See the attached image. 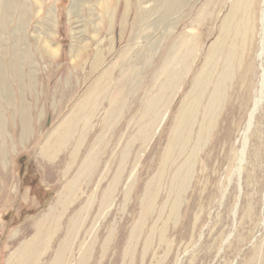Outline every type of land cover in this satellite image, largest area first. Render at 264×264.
Instances as JSON below:
<instances>
[{
    "label": "rangeland",
    "instance_id": "1",
    "mask_svg": "<svg viewBox=\"0 0 264 264\" xmlns=\"http://www.w3.org/2000/svg\"><path fill=\"white\" fill-rule=\"evenodd\" d=\"M111 1L114 2L113 5L110 1L106 3L103 0H0V264H12L14 253L23 246L25 241L32 238L38 224L43 220H48L54 228L50 239L52 241L48 243L45 256L39 264H51L59 245L73 223L76 229H71L68 239L74 242L73 253H71L73 257L70 258L71 254L67 256L68 264H79L81 257L85 256L84 264H264V96L249 125L251 112L254 110L256 100L260 97L259 93L262 92L260 86L264 55L260 58L259 53L264 47L261 20L264 0H189L188 4L184 2L185 7L176 9V15L174 14L172 21L175 22V28L169 31L170 33L172 31L171 35L169 32L162 35L164 31H167L165 28L168 27L170 20L161 17L162 10L157 9L150 13L152 17L149 20L157 26L148 33L149 36H144L147 40L137 35L136 31L141 26H137V22L135 25L132 24L138 12L137 0H131V7L128 10H126V0ZM155 1L141 4L142 15L148 7H153ZM205 2L206 4L203 5ZM242 5L245 8L247 6V9L243 10ZM107 6L114 12V25L111 30L113 32L110 34L107 30L109 20L104 19L105 13L104 18L102 15L103 12L109 11L104 10ZM204 6L208 7L205 9ZM202 8H204L203 11ZM199 11L202 13L198 14ZM256 12L258 15L255 14ZM242 17L245 24L249 18L248 26L240 23L243 22ZM225 18H228L226 21L228 27L224 32L225 35L221 37L219 28ZM245 27L247 29H244ZM191 28L195 30L191 32ZM155 31L158 33L154 34ZM44 33L50 39L49 51L43 49ZM187 34L191 35V38ZM159 35L162 36L159 37ZM183 35L187 36L186 39H189L191 44L196 45H191L195 47L192 48L194 53L191 52L192 58L188 59L192 64L188 72L186 68H179L182 70L177 76L178 81L176 80L175 85L177 87L174 88L177 94L173 92L174 89L166 92L167 96L164 95L160 99L159 107L157 106V108L162 107L159 109L161 113H157L155 117L157 123L151 121L148 123L147 120L151 115L148 109L144 111L143 105L148 104L150 96L154 93L152 85L154 86L155 73L167 62L169 48L173 41L177 36L183 37ZM235 36H237L236 42L233 40ZM99 39L106 43L102 47L105 51L101 49L104 54H101L103 61L99 64L100 69L97 67L96 69L93 68L92 61L97 51L96 40ZM220 39H223V42ZM149 41L158 44L157 48L154 45L153 53L148 48L151 45ZM217 41L220 44L215 43ZM230 41L235 43L230 44ZM77 42H80V47L86 44L89 50H86L85 56L78 54L82 59L75 63L77 58L74 50ZM111 42H114L112 43L114 47L109 52ZM238 44L240 47L243 45L241 47L243 53L239 52ZM217 46L221 47L217 48L218 52L215 48ZM228 46L230 47L227 48ZM231 48L235 54L231 52ZM210 49L213 52H210ZM144 50L146 57L142 53ZM123 52H126L123 57L118 58ZM150 53L151 56H149ZM207 55L216 57L217 62L214 61L213 64L216 67L212 65L216 70L210 68L212 66L209 67L212 77L208 83L211 84L206 87L200 106L198 104L195 111L197 121L194 120L190 125L194 126L195 134L192 135L194 139L189 138L185 144L186 146L189 144L191 148L183 143L180 144H183L187 150L182 147L183 145L178 144L177 148L174 145V149L177 150L172 152L173 149L171 152L175 155V159L169 151L166 153L163 150H166V142H169L167 138L171 137L168 135L172 133L170 130L174 127V120L180 110L181 102L186 100L187 93L199 69L204 65ZM223 55L228 58L225 60ZM134 56L140 57V61L148 60L149 66L147 64L145 67H139L141 74L138 72L137 81L133 82L135 85L130 83L133 78L124 79L127 82H123V88L127 91H124L120 102L125 103V107L123 104L121 106L123 108L119 107L121 103L117 100L118 105L114 106L118 112L115 110L114 114L117 113L120 117H111V119L118 117L111 120L113 126L108 124L111 128L113 127L111 129L104 122L106 109L110 107V96L123 69L128 68L127 63L130 65L132 60H136L133 59ZM193 56H196L195 60ZM117 58L120 60L118 64H116ZM148 58L152 62L149 63ZM226 61L231 62L230 65ZM110 63L113 64H111L112 68ZM223 69L227 72L226 74ZM107 70L108 75L105 72ZM217 73L221 78L217 77ZM90 74L93 75L90 76ZM227 75H229L228 79ZM96 78L97 81L99 80L98 86ZM222 78L227 79L223 80L225 83L222 82L226 84H223L224 87H221L220 83ZM91 79L96 82L94 83ZM162 79L163 77L158 82L160 83ZM90 82L92 85L89 84ZM159 83L157 87L161 86ZM130 85H133L135 89L133 87L131 89ZM178 86L179 90H177ZM210 86L213 89L219 88L216 90L217 94L223 97L218 96L222 98L221 102H218L217 97L213 100V108L218 110L212 108V115L211 109L209 110L213 118L211 119L213 123L210 120V125L213 124L211 125L213 128L209 129L204 125L207 134L210 133L208 136L210 139L206 138L205 133L206 135H203L195 148L198 137L196 132L200 128L199 125H202L204 111L207 108L206 102L209 100L210 93L212 95V91H215L213 89L211 91ZM106 87L108 92L105 90ZM87 89L91 92L95 89L97 94L99 89L104 92L98 94L100 97L97 95L99 100L95 98L96 102L93 100L94 96L92 99V95L87 94V98L92 99L91 102L88 101L97 103L99 106L96 105L95 110L93 107L95 104L90 105L88 102L89 104L82 105V107H88L85 110L84 107H80L82 118L79 115V108L76 110V116L80 117H77L78 119L73 117L80 121L76 122L78 126L75 131L73 130L74 135L69 144L62 146L60 141L64 135L57 137L56 126L61 127L63 131V128L72 123L73 120L68 113L72 112L74 104L79 103L80 97H83L82 94ZM221 89L225 90L224 93L220 91ZM131 90L136 93L130 94ZM94 91L93 95L96 97ZM172 95L173 98H171ZM168 97L173 100L170 101ZM189 99L190 97L187 101ZM119 112H124L121 113L123 117ZM218 114L219 116L215 118ZM91 115H93L92 118ZM25 118L30 119L27 132L23 130ZM86 120H89L88 125ZM100 120L104 122V125L103 122H99ZM151 124L155 126V129ZM82 125L85 128L89 127L82 129ZM102 125L104 131L111 130L108 131L110 136L101 131ZM148 126H150L149 129ZM106 127L107 130H105ZM142 127L144 133L152 129L154 132L148 131L149 134L153 133L152 136H149L147 132L146 136L140 133ZM97 137L100 143L95 142V146L93 142L98 141ZM101 140H103L102 143ZM94 148L99 150L97 156L99 153L100 156L95 158V160L98 159L95 161L97 169L90 180V185L87 186L86 181H83L78 200L62 207L60 202L67 193L69 183L75 178L83 161ZM72 152H75L74 156H71ZM187 155L191 156L189 176L193 175V180L191 176L189 181V176H187L188 179L186 177V184L187 181L189 184L184 189L181 188L183 191L181 193L177 183L175 184L176 177L173 173L177 172V166L183 164L181 162ZM167 157L169 158L165 161L164 158ZM157 159L160 161L158 162ZM163 164L164 166L168 164L167 168ZM122 165L121 183L117 185L112 197L102 207L103 195ZM160 168L166 171L162 172L163 169L160 170ZM163 174L167 175V178ZM90 199L91 204L88 209H85ZM75 217L78 219L77 222L74 221Z\"/></svg>",
    "mask_w": 264,
    "mask_h": 264
},
{
    "label": "bare ground",
    "instance_id": "2",
    "mask_svg": "<svg viewBox=\"0 0 264 264\" xmlns=\"http://www.w3.org/2000/svg\"><path fill=\"white\" fill-rule=\"evenodd\" d=\"M104 2H106V3H108V1H110L111 2V5H113L114 4V2H112L111 0H103ZM154 0H137V9H138V12H137V16L134 18V20H133V25H135V22H137L136 23V25L137 26H141L139 29H138V31H136L137 32V35L139 36H149L148 35V33H151V31H153V29H155L156 28V26L157 25H155L154 26V24H152L151 23V20H149L151 17H152V15L150 14L151 12H153V11H155V10H157V9H159V10H162V12L160 13V15H161V17H164V18H166V19H168V20H170L169 21V23H168V27L167 28H165V30H167V31H164V33L162 34V35H166V33H168L169 31H170V29H172L173 27L175 28V22H172L173 21V18L175 17L174 16V14L176 13V9L177 8H179V9H181L180 7H185V4L186 3H184V2H187V4H188V2H189V0H162L161 2H159L158 0H156L155 2V4L153 5V7H148L147 8V11L145 12V14L144 15H142V12H141V4L142 3H146V2H153ZM198 1V0H197ZM238 1V0H237ZM237 1H235V3L237 2ZM246 3V2H245ZM249 3V2H248ZM256 3V2H255ZM263 3H264V1H263ZM206 4V2L203 4V5H205ZM232 4H234V3H232ZM240 4V3H239ZM244 4V3H243ZM126 10H128L130 7H131V0H126ZM250 5V4H249ZM258 4L256 3V6H257ZM264 5V4H263ZM209 6V5H208ZM207 6V7H208ZM255 6V7H256ZM202 7V6H201ZM205 7V6H204ZM207 7H205V9L207 8ZM234 7H235V4H234ZM233 6H232V8H234ZM240 7V6H239ZM242 7H244L243 5H242ZM241 7V8H242ZM7 9V8H6ZM14 9V8H13ZM137 9H136V11H137ZM203 9L204 8H202L201 10L203 11ZM230 9H231V7H230ZM238 9V8H237ZM243 9V8H242ZM245 9H247V6H246V8L244 7V9L243 10H245ZM104 10H109V11H106V12H103L102 13V15H103V18H104V13H105V18L104 19H107V20H109V27L107 28V30H108V33L110 34V33H112L111 32V30H112V28H113V25H114V12L113 11H110V7L109 6H107ZM200 10V9H199ZM254 11V10H253ZM258 11V10H257ZM179 12V11H178ZM200 12L201 11H199V13L198 14H200ZM238 12H239V10H238ZM240 12H242V11H240ZM244 12H246V11H244ZM249 12V11H248ZM179 13H181V12H179ZM202 13V12H201ZM243 13V12H242ZM255 14H257L258 15V12H256ZM126 15V14H125ZM128 15V14H127ZM159 15V14H158ZM176 15V14H175ZM249 15V14H248ZM251 15H253V13L251 14ZM171 16H173L171 19H169ZM242 16V15H241ZM261 16V15H260ZM124 17V16H123ZM229 17V16H228ZM125 18V17H124ZM235 18V17H234ZM245 18H246V15H245ZM253 18V17H252ZM135 19H136V21H135ZM196 19H199V18H196ZM201 19H202V17H201ZM200 19V20H201ZM211 19V18H210ZM228 19V18H227ZM227 19L225 18L224 19V22H222L221 24H220V28H219V33H220V36L222 37L223 35H225L224 34V32H225V30H226V27H228L227 26ZM199 20V21H200ZM212 20H214V19H212ZM233 20V19H232ZM242 20H243V17H242ZM248 20H249V18L247 19V22H248ZM261 20H262V24H263V28H262V36L264 35V9L262 10V18H261ZM165 21H167V20H165ZM164 21V22H165ZM197 21V20H196ZM215 21V20H214ZM237 21H238V19H237ZM237 21H236V23H237ZM254 21V20H253ZM253 21H252V23H253ZM124 22V21H123ZM198 22V21H197ZM196 22V23H197ZM201 22H202V20H201ZM211 22V21H210ZM246 22V24H245V22H244V20H243V22H240V23H244V25H247L248 23ZM257 22V21H256ZM194 23H195V21H194ZM193 23V24H194ZM199 23V22H198ZM201 24V23H200ZM230 24V23H229ZM163 25V24H162ZM196 25H198V24H196ZM238 25H239V23H238ZM243 25V24H242ZM243 25V26H244ZM252 25V24H251ZM192 26V25H191ZM194 26V25H193ZM231 26H232V23H231ZM248 26V25H247ZM254 26V25H253ZM161 27V26H160ZM217 27H219V26H217ZM255 27V26H254ZM254 27H252V28H254ZM173 28V29H174ZM233 28H235V27H233ZM251 27H249V29H250ZM172 29V30H173ZM218 29V28H217ZM228 29V28H227ZM244 29H247L246 27L244 28ZM158 30V29H157ZM192 30H195V29H192L191 28V32H192ZM239 30V29H238ZM135 32V31H134ZM135 32V33H136ZM157 31H155L154 32V34L156 33ZM161 32H163V30L161 31ZM194 33H197V31H193ZM229 32H230V29H229ZM231 32H232V28H231ZM234 32H236V30L234 31ZM247 32V31H246ZM251 32V31H250ZM253 32V31H252ZM134 33V34H135ZM158 33V32H157ZM187 33V32H186ZM233 33V32H232ZM239 33V32H238ZM236 34V35H239V34ZM48 34V33H47ZM132 34V33H131ZM169 34L171 35L172 34V31H171V33L169 32ZM226 34H227V32H226ZM230 33H228V35H229ZM133 35V34H132ZM151 35V34H150ZM153 35V34H152ZM158 35V34H157ZM156 35V36H157ZM161 35V36H162ZM184 35H186V34H184ZM183 35V37L182 36H180V37H178L177 36V38L175 39V41H173V43H172V45H171V47L169 48L170 49V53H169V56L167 57V62L164 64V65H162L161 67H160V69L155 73L156 75H155V81L153 82V84H154V86L152 85V87H154V93L152 94V96H150V99H149V102H148V104H145V105H143L142 107L144 108V111H145V109H148V113L151 115V117H149V119L147 120L148 121V123L151 121V122H155V123H157V118H155L156 117V115H157V113H161L160 112V110L159 109H161L162 107H160V108H157V106L159 105V102H160V99L164 96V95H166V92H169V91H172L175 87H177V86H175L176 85V80H177V76H179V72H181L180 70H182V69H179L180 67H182L183 69L184 68H186L185 70H187V72H188V70H189V68H190V66H191V64H192V62L191 63H189V60L188 59H190V57L192 56V55H190V53L191 52H193L194 53V46H196V45H194V44H191V41L189 42V39H186L187 38V36H188V34H187V36L185 37ZM131 36V35H130ZM129 36V37H130ZM137 36V37H138ZM160 35H159V37H161ZM168 36V35H167ZM166 36V37H167ZM190 36V38H191V35H189ZM188 36V37H189ZM195 36H196V34H195ZM198 36V35H197ZM242 36V35H241ZM251 36V35H250ZM250 36H249V38H250ZM261 36V37H262ZM132 37V36H131ZM136 36H134V38H135ZM172 37V36H171ZM218 37V36H217ZM226 37H228V36H226ZM237 36H235V38L233 39L235 42H236V40L235 39H237L236 38ZM240 37V36H239ZM140 38V37H139ZM142 38V37H141ZM145 38V37H144ZM149 38H151V37H149ZM148 38V39H149ZM153 38V37H152ZM151 38V39H152ZM251 38H252V36H251ZM111 39V38H110ZM113 39V38H112ZM132 39V38H131ZM143 39V38H142ZM146 40H147V38H145ZM223 39H224V37H223ZM223 39H220L222 42H223ZM231 39V38H230ZM241 39H242V37H241ZM245 39V38H244ZM141 40V39H140ZM150 40V39H149ZM217 40V39H216ZM215 40V41H216ZM219 40V39H218ZM226 40V39H225ZM228 40V39H227ZM247 40V39H246ZM245 40V41H246ZM114 41V40H113ZM132 41H134V40H132ZM136 41H137V38H136ZM139 41V40H138ZM153 41H155V39L153 40ZM157 41V40H156ZM162 41V40H161ZM231 41H232V39H231ZM230 41V44H232L233 42H231ZM241 41H243V40H241ZM245 41H244V44H245ZM250 41V40H249ZM251 41H252V39H251ZM108 42H110V40H108ZM150 43H151V41H149ZM160 41H158V43H159ZM194 42H196V41H194ZM198 42V41H197ZM225 42V41H224ZM234 42V43H235ZM262 42H264V37H262ZM43 49H44V51H49L48 50V47H50V39H49V37L48 36H46V34L44 33L43 34ZM106 42H104L103 40H96V53H95V55L93 56L94 57V60L92 61L93 62V68H99L100 69V67H99V64H100V62L101 61H103V59H102V57H103V55L101 56V54H104L103 53V51H105L102 47H103V45L105 44ZM114 44V42H111L110 44V46H109V49H108V51L109 52H111V50L113 49V44ZM215 43H219L218 41L217 42H215ZM148 44V43H147ZM165 44H166V42H165ZM197 44V43H196ZM220 44V43H219ZM241 44V43H240ZM79 45V46H78ZM136 45V44H135ZM143 45V44H142ZM154 45H155V47L157 48L158 47V44H156V42H152L151 43V45H150V47H148V48H150V52H154ZM161 45V44H160ZM191 45H194L193 47L191 46ZM201 45V44H200ZM223 45H224V43H223ZM227 45V44H226ZM87 46H89V45H87ZM129 46V45H128ZM133 46V45H132ZM131 46V47H132ZM147 46V45H146ZM149 46V45H148ZM214 46H215V44H214ZM214 46L212 45L211 47H213V49H214ZM238 48H240V49H238V50H240L239 52H242L243 53V50H241V47H243V45L240 47V45L238 44ZM160 47V46H159ZM200 47V46H199ZM230 46H228L227 48H229ZM231 47H233V46H231ZM248 47H250V46H248ZM128 48V47H127ZM147 48V47H146ZM147 48V49H148ZM155 48V49H156ZM193 48V49H192ZM216 48V51L218 52V50H217V48L219 49V48H221V47H215ZM263 48V50H262V52H260L259 53V57L261 58L263 55H264V47H262ZM101 49L103 50V51H101ZM123 49V48H122ZM125 49V48H124ZM142 49V48H141ZM140 49V50H141ZM226 49V48H225ZM233 48H231V52L233 53L234 51L232 50ZM243 49V48H242ZM86 50H89V49H87V47H86V44H84V45H82L81 47H80V42H77L76 43V46H75V50H74V52H75V56H76V60H75V63H78L79 61H81V59H82V57H80L78 54H82V56H85V54L87 53V51ZM130 50H132V49H130ZM129 50V51H130ZM139 50V52H141ZM158 50H159V48H158ZM230 50V49H229ZM120 51H122V50H120ZM125 51V50H124ZM245 51V50H244ZM102 52V53H101ZM127 52V51H126ZM126 52H123V53H121V54H119V56L120 57H118V58H122L123 57V54L124 53H126ZM144 52H145V50L144 51H142V53H143V56H145V54H144ZM155 52H158V51H155ZM169 52V51H168ZM204 52V51H203ZM206 52V51H205ZM210 52H213V50L211 51V49H210ZM51 53H53V52H51ZM128 53V52H127ZM138 53V52H137ZM142 53H141V55H142ZM231 53V54H232ZM109 54V53H108ZM129 54H130V52H129ZM195 54H196V52H195ZM201 54V53H200ZM209 54V53H208ZM215 54H217V53H215ZM219 56H220V51H219ZM228 54H230V53H228ZM233 54H235V53H233ZM232 54V55H233ZM239 54V53H238ZM106 55V54H105ZM135 55V54H134ZM168 55V54H167ZM197 55V54H196ZM125 57H127L128 56V54H127V56L126 55H124ZM138 56V55H137ZM149 56H151V53L149 54ZM156 56H157V54H156ZM211 56V55H210ZM210 56H206V58H205V62L203 63L204 65H202L201 66V68L199 69V73L197 74V76L195 77V79H194V83L192 84V87H191V89L188 91V93H187V98H186V100H184V101H182L181 102V106H180V110H179V112H178V114H176L177 116H176V119L174 120L175 121V124H174V122H173V124H174V127L172 128V130H170V131H172V133H171V135H168V137L169 136H171L170 138H167V139H169V142L167 141L166 143H167V145H166V150H163V151H166V153L169 151L170 152V154H171V156L172 155H174V154H172V152H176L175 151V149L177 148V145L179 144V145H181L180 143H183L185 146H186V142L188 141V139L189 138H193V133L195 134V132H194V126L192 127V126H190L191 125V123L192 122H194V120H196L197 121V119H196V115H195V111H196V109H197V107H198V104H199V106H200V102L202 101V99H203V96L205 95V92H206V87H208V85H210L208 82H210V80H211V72H210V70H209V67L210 66H212L213 64H214V61H215V63L217 62V60H215V58H214V56L212 55L211 57ZM218 56V57H219ZM224 56V55H223ZM239 56V55H238ZM133 57V56H132ZM136 56H134V58L133 59H136L135 61H133L132 60V64L130 63V65L127 63V67L128 68H126V69H123V71H122V73H121V71H120V73H121V77L119 78V80H118V82H116V84H115V87H114V90H113V93H112V95L110 96V107L108 108V109H106L107 110V112H106V114H105V116H104V122H105V124L108 126V124L110 123V125L113 123V121H111L112 119H111V117H115V116H119V115H117V113H116V115L114 114V112H115V106L116 105H118V104H116L117 103V100L119 101V103H121L120 102V99H121V97H123L124 96V91L126 90V88H123V82H125L127 79H126V77L127 78H133V79H131V84H133V85H135L134 83V80L135 81H137V76H138V72L140 73L141 71H139V67H145V66H147V64H148V60L146 61V60H143V59H141V61H140V57H137V58H135ZM146 57V56H145ZM148 57V56H147ZM189 57V58H188ZM194 57V56H193ZM118 58H117V60H118ZM142 58H144V57H142ZM150 58V57H149ZM148 58V59H149ZM192 58V57H191ZM195 58H196V56L193 58L194 60H195ZM199 58H201V57H199ZM225 58H228V57H225L224 56V59ZM154 59V58H153ZM192 59V60H193ZM220 59V58H219ZM128 60H129V58L126 60V62H128ZM226 60V59H225ZM233 61H235V59H232ZM231 60V61H232ZM116 61V60H115ZM120 60H118V61H116L117 63L116 64H118V62H119ZM131 61V60H130ZM220 61V60H219ZM229 61V60H228ZM237 61V60H236ZM125 62V63H126ZM150 62H152L150 59H149V63ZM188 62V63H187ZM225 62V61H224ZM227 62V61H226ZM106 63V62H105ZM112 63H113V61H112ZM112 63H110V66H111V64ZM169 65H168V64ZM231 63V62H230ZM230 63H228L227 62V64H229L230 65ZM241 63V62H240ZM240 63H237V64H240ZM249 63V62H248ZM116 64H114V65H116ZM201 64V63H200ZM223 65L225 64V63H222ZM226 64V65H227ZM104 65V64H103ZM102 65V66H103ZM113 65V64H112ZM129 65V66H128ZM152 65V64H151ZM186 65V67H184ZM216 65H218V64H216ZM225 65V66H226ZM241 65V64H240ZM116 66H119V65H116ZM116 66H114V67H116ZM122 66H125V65H122ZM121 66V67H122ZM148 66H149V64H148ZM199 66V65H198ZM214 66V65H213ZM213 66L212 67H210V68H213ZM221 66V65H220ZM225 66L223 67L224 69H225ZM228 66V65H227ZM233 66H234V63H233ZM92 67V66H91ZM214 67H216V66H214ZM96 68V69H97ZM105 67H103V69H104ZM110 68H112V66L110 67ZM110 68H107V69H110ZM120 68V67H119ZM119 68H117V70L119 69ZM220 68V67H219ZM142 69V68H141ZM214 69V68H213ZM221 69H222V67H221ZM223 69V70H224ZM110 70H112V69H110ZM116 70V71H117ZM214 70H216V68L214 69ZM219 70V69H218ZM217 70V71H218ZM118 71V72H119ZM225 71V70H224ZM91 72H92V70H91ZM106 72V74L108 75V70L107 71H105ZM185 72V71H184ZM195 72V71H194ZM197 72V71H196ZM212 72H214L213 70H212ZM221 72H222V70H221ZM233 72V71H232ZM104 73V72H103ZM102 73V74H103ZM109 73H110V71H109ZM215 73V72H214ZM227 72L225 71V74H226ZM229 73V72H228ZM111 74V73H110ZM141 74V73H140ZM186 73H184V75H185ZM195 74V73H194ZM218 74V73H217ZM216 74V75H217ZM220 74H223V73H220ZM231 74V73H230ZM93 74H90V76H92ZM113 75H114V72H113ZM181 75H182V73H181ZM216 75H215V77L214 78H216ZM219 75V74H218ZM217 75V77L218 78H221V76L219 77ZM104 76H105V73H104ZM112 76V75H111ZM225 76V75H224ZM228 76L229 75H227V79H228ZM101 77V76H100ZM102 77H103V75H102ZM110 77V76H109ZM119 77V76H118ZM161 77H163V79H162V81L159 83L158 81L160 80V78ZM181 77H183V76H181ZM180 77V78H181ZM190 77V76H189ZM193 77V76H192ZM226 77V76H225ZM224 77V78H225ZM107 78V77H106ZM111 78V77H110ZM139 78H140V76H139ZM112 79H113V77H112ZM124 79H126L125 81H124ZM179 79V78H178ZM190 79H192V78H190ZM227 79H220L221 81H220V83L222 84V82H224L225 83V81H223V80H227ZM231 79V78H230ZM94 80V79H93ZM92 79H91V81H93ZM96 81H97V78L95 79ZM93 81L94 83L96 82V81ZM129 80V79H128ZM139 80V79H138ZM213 80H215V79H213ZM213 80H212V82H213ZM99 81V80H98ZM97 81V86H98V82ZM108 81V80H107ZM110 81V84H111V80H109ZM178 81V80H177ZM219 81V80H218ZM230 81V80H229ZM127 82V81H126ZM129 82V81H128ZM134 82V83H133ZM161 85V86H158L157 87V85H158V83ZM180 82V81H179ZM187 82V81H186ZM190 82H191V80H190ZM216 82H217V78H216ZM103 83V82H102ZM129 83V84H130ZM139 83V82H138ZM175 83V84H174ZM178 83V82H177ZM215 83V82H214ZM219 83V82H218ZM223 83V84H224ZM89 84H91V82L89 83ZM105 84V83H104ZM104 84H102V85H104ZM128 84V85H129ZM137 84V83H136ZM151 84H152V82H151ZM174 84V85H173ZM181 84V83H180ZM216 84V83H215ZM220 84V85H221ZM223 84L221 85V87L223 86ZM92 85V84H91ZM95 86H96V84H94ZM106 85V84H105ZM126 85H127V83H126ZM126 85H125V87H126ZM133 85H130V87H131V89H132V87H133ZM138 85V84H137ZM173 85V86H172ZM218 85V84H217ZM224 85H226V84H224ZM228 85H229V82H228ZM96 86V87H97ZM107 86V85H106ZM179 86H181V85H179ZM179 86H178V88H177V90H179ZM188 86V85H187ZM212 86V85H211ZM210 86V88H211V91H212V87ZM214 86V85H213ZM87 87V86H86ZM94 87V86H93ZM95 87V88H96ZM100 87V86H99ZM104 87V86H103ZM137 87V86H136ZM157 87V88H156ZM186 87V86H185ZM215 87H217V86H215ZM220 87V86H219ZM224 87V86H223ZM261 88H262V92H260L259 94H260V97L256 100V102H255V107H254V110L251 112V115H250V120H249V125H251V123H252V120H253V116H254V113H255V111H256V109H257V107H258V104L261 102V100H262V97L264 96V69L262 68V80H261V86H260ZM88 88H90V87H88ZM98 88V87H97ZM109 88V87H108ZM128 88V87H127ZM139 88V87H138ZM101 89V88H100ZM100 89H99V91H98V94L99 93H104V92H102V91H100ZM103 89V88H102ZM110 89V88H109ZM133 89H135L134 87H133ZM156 89V90H155ZM185 89V88H184ZM219 88H214L213 90H215L214 92L212 91V95H211V93H210V97H209V100H207V108H205V111H204V118H203V121H202V119H201V121H202V125H199L200 126V128H199V130H197L198 132H196V133H198L197 135H198V137H197V141H196V144L194 145L195 146V148H196V145L200 142V140H201V138L203 137V135L205 136L206 134H207V130H206V128H205V126L204 125H206V126H208L209 127V129H211V128H213L211 125H213V124H211L210 125V120L211 119H213L212 118V113H211V111H212V108L214 107L213 105H214V102H213V100L215 99V97H217L218 98V96L220 95H218L217 94V91L216 90H218ZM86 90V89H85ZM93 91L95 90V89H92ZM105 90H107L106 92H108V89H107V87H106V89ZM129 90V89H128ZM225 90H226V86H225ZM225 90H220V91H222V93H224L223 91H225ZM87 91H88V89H87ZM85 91V93L84 94H82L83 95V97L81 98L80 97V101H78L79 103H75L74 105H75V109L74 108H72L71 110H72V112L71 113H68L69 115V117H70V119H72L73 121H71L72 123L70 124V125H68V127H65V128H63V131H62V128L60 127V128H58V126H56V128H57V137H58V135H64V136H62V138L59 136V138H61V141L60 142H62V143H60L62 146L63 145H65V144H69V142H70V140H71V137L74 135V131H75V128H77V126H78V124L76 123L77 121L79 122L80 120H77L78 118L77 117H80L81 115V112H80V107L81 108H83L82 107V105H84V104H89L90 102H91V100L93 99V96H94V101H95V98H96V100L98 99L99 100V98L97 97V92H95V91H97V90H95L94 92L96 93V97H95V95H93L94 93H93V91L91 92V90L90 91ZM127 91V90H126ZM220 91H218V92H220ZM105 92V94H107ZM129 92H131L130 94H132V93H134L135 91H133L132 92V90L131 91H129ZM128 92V93H129ZM150 92V91H149ZM173 92H175L176 93V91H175V89L173 90ZM186 92V91H185ZM83 93V92H82ZM88 93H90L91 95H92V99L90 100V99H88L87 98V94ZM136 93V92H135ZM171 94H172V92H170ZM169 93V95L171 96V94ZM215 93V94H214ZM177 94V93H176ZM207 94V93H206ZM102 95V94H101ZM123 95V96H122ZM126 95V94H125ZM151 95V94H150ZM224 95H226V93L224 94ZM90 96V95H89ZM88 96V97H89ZM99 96V95H98ZM106 96V95H105ZM127 96V95H126ZM167 96V95H166ZM186 96V95H185ZM185 96H183L184 98H185ZM221 96V95H220ZM219 96V97H220ZM100 97V96H99ZM188 97H190V99H189V101H187V99H188ZM221 97H223V96H221ZM90 98H91V96H90ZM103 98V97H102ZM128 98H129V94H128ZM169 98V100H170V97H168ZM171 98H173V95H172V97ZM183 98V99H184ZM216 98V99H217ZM127 99V98H126ZM177 99V98H176ZM205 99H206V97H205ZM220 99H222V98H218V102L220 101ZM223 99H225V97L223 98ZM90 102H89V101ZM129 100V99H128ZM127 100V101H128ZM143 100V99H142ZM173 100V99H172ZM172 100H170V101H172ZM121 101H122V99H121ZM126 101V103H128ZM168 101V100H167ZM169 101V102H170ZM225 101V100H224ZM89 102V103H88ZM93 102V101H92ZM96 102V101H95ZM124 102V101H123ZM143 102V101H142ZM221 102V101H220ZM217 102L215 101V104H216ZM224 102L222 101V104H223ZM76 104H78L77 106H76ZM94 105L93 103H90V105ZM116 104V105H115ZM122 104L123 103H121L120 104V106L119 107H121L122 106ZM161 104V103H160ZM203 104V103H202ZM96 105H98L99 106V104H95L93 107H94V109H95V106ZM115 105V106H114ZM125 105V103L123 104V107H125L124 106ZM146 105H147V107H146ZM218 105H220V104H218ZM88 106V105H87ZM169 106V105H168ZM176 106V105H175ZM222 106V105H221ZM90 107V106H89ZM92 107V106H91ZM119 107H117V108H119ZM123 107H121V108H123ZM159 107V106H158ZM205 107V106H204ZM217 107H219V106H217ZM79 108V115L80 116H76V114H77V109ZM85 108H86V106L84 107V110H85ZM88 108V107H87ZM86 108V109H87ZM99 107H97V109H98ZM127 108V107H126ZM200 108V107H199ZM201 108H202V106H201ZM201 108H200V110H201ZM222 108H223V106H222ZM74 109V110H73ZM89 109H91V108H89ZM165 109V108H164ZM163 109V110H164ZM211 109V110H210ZM213 109H215V110H218L217 108H213ZM96 110V109H95ZM119 110H121V109H119ZM142 110V109H141ZM140 110V111H141ZM158 110H159V112H158ZM209 110H210V113H211V115L209 114ZM221 110V109H220ZM92 112L94 111V110H91ZM117 112H118V109L116 110ZM124 111V110H123ZM202 111V112H203ZM84 113H87V111L85 112V111H83ZM96 112V111H95ZM176 112V111H175ZM174 112V113H175ZM201 112V113H202ZM213 112H216V111H213ZM83 113V115H84V117H85V114ZM120 113V112H119ZM122 113V112H121ZM121 113H120V115H121ZM124 113V112H123ZM122 113V114H123ZM165 113V112H164ZM200 113V114H201ZM98 114V113H97ZM114 114V115H113ZM163 115V114H162ZM215 115H216V113H215ZM214 115V116H215ZM72 116V117H71ZM73 116H75V117H73ZM88 116V115H87ZM86 116V117H87ZM122 117H123V115H121ZM211 116V117H210ZM219 116V114L215 117V118H217ZM89 117H90V115H89ZM88 117V118H89ZM93 117V115H91V118ZM120 117V116H119ZM158 117H159V115H158ZM164 117V116H163ZM80 118H82V116L80 117ZM90 118V119H91ZM118 118V117H117ZM117 118H114V119H117ZM69 119V120H70ZM74 119H76V120H74ZM113 119V120H114ZM173 119V118H172ZM30 119L28 118H25V120H24V124H23V130H24V132L29 128L28 126L29 125H27V124H29V121ZM65 120V119H64ZM156 120V121H155ZM158 120H159V118H158ZM87 121H89V120H86V124L88 125L89 124V122L87 123ZM91 121V120H90ZM116 121V120H115ZM119 121V120H118ZM132 121V120H131ZM161 121V120H160ZM195 121V122H196ZM215 121V120H214ZM69 121H67V123H68ZM85 122V121H84ZM99 122H103V121H99ZM104 122L102 123L103 125H104ZM112 122V123H111ZM169 122V121H168ZM211 122L213 123V121L211 120ZM148 123H146V125L148 124ZM160 123V122H159ZM61 124V123H60ZM198 124V123H197ZM201 124V123H200ZM214 124H215V122H214ZM66 124H64V126H65ZM85 125V124H84ZM92 125V124H91ZM90 125V126H91ZM103 125H102V129H101V131L103 130ZM105 125V126H106ZM145 125V126H146ZM153 124H151V126H152ZM156 125V124H155ZM172 125V124H171ZM59 126H61V125H59ZM101 126V125H100ZM104 126V127H105ZM112 126H113V124H112ZM211 126V127H210ZM62 127H63V123H62ZM80 127V129H81V126H79ZM87 127H89V126H87ZM86 127V128H87ZM109 128H111L110 126H108ZM149 127L150 126H148V129H149ZM152 127H154V129H155V126H152ZM159 127V126H158ZM172 127V126H171ZM207 127V128H208ZM214 127H215V125H214ZM55 128V129H56ZM83 128H85V126H83L82 125V129ZM85 128V129H86ZM113 128V127H112ZM111 128V129H112ZM168 128V127H167ZM142 129H143V127L141 128V132L140 133H144V130L142 131ZM145 129H147V128H145ZM147 129V130H148ZM198 129V128H197ZM215 129V128H214ZM74 130V131H73ZM105 130H107V127H106V129ZM169 130V129H168ZM108 131L110 132L111 130H109L108 129ZM108 131H104L103 130V132H106V133H104V134H106V135H108L109 133H108ZM149 131V130H148ZM148 131H146L147 132V134H149V132L150 131H152V129L148 132ZM157 131V130H156ZM27 132V131H26ZM63 132V133H62ZM146 132L144 133V135L146 136L147 134H146ZM152 132H154V131H152ZM150 133L149 134V136H152L151 134H153V133ZM168 132V131H167ZM211 132V131H210ZM29 133V132H28ZM100 133V132H99ZM108 133V134H107ZM206 133V134H205ZM56 134V133H55ZM100 137H102L100 134H98ZM143 135V134H142ZM142 135H139V136H142ZM109 136H110V134H109ZM108 136V138H110ZM144 136V137H145ZM207 137L206 138H208V136H210V133H209V135L207 134L206 135ZM107 137V136H106ZM148 137V136H147ZM103 138V137H102ZM146 138V137H145ZM149 138V137H148ZM206 138H205V140H206ZM98 141H94L93 143H94V145L98 142V143H100L99 142V139H98V137L96 138ZM142 141H143V139H142V137L140 138ZM147 139V138H146ZM145 139V140H146ZM161 139V138H160ZM194 139V138H193ZM210 138H208V140H209ZM108 140V139H107ZM145 140H144V142H145ZM165 140H166V137H165ZM204 140V141H205ZM141 141V142H142ZM96 142V143H95ZM103 142V140H101V143ZM144 142H142V143H144ZM190 142H192L191 140H190ZM189 142V143H190ZM207 143V142H206ZM106 144V143H105ZM182 144V145H183ZM61 145H59V147L61 146ZM98 145V144H97ZM100 145V144H99ZM104 145V144H103ZM164 145V144H163ZM174 145H176V148L174 149ZM181 145V146H182ZM184 145L182 146L183 148H185L186 149V147L189 145H187L186 147H184ZM192 145V144H191ZM201 145V144H200ZM213 145V144H212ZM45 146V145H44ZM61 146V147H62ZM96 146V145H95ZM100 146H102V145H100ZM180 146V147H181ZM190 146V145H189ZM206 146V145H205ZM165 147V146H164ZM193 147V146H192ZM200 147V146H199ZM214 147V146H213ZM179 148V147H178ZM190 148H191V146H190ZM189 148V149H190ZM194 148V149H195ZM201 148V147H200ZM211 148V147H210ZM219 148V147H218ZM162 149H163V147H162ZM174 149V150H173ZM185 149H184V151H185ZM193 149V148H192ZM192 149L190 150V151H192ZM156 150H158V148L156 149ZM173 150V151H172ZM177 150V149H176ZM181 150H182V148H181ZM187 150V149H186ZM201 150V149H200ZM200 150H199V152H200ZM212 150V149H211ZM210 150V151H211ZM160 151H162V150H160ZM159 151V152H160ZM172 151V152H171ZM183 151V150H182ZM182 151H180V152H182ZM195 151V150H194ZM97 152H99V150L97 149V148H94L93 150H91L90 151V153L88 154V156L86 157V159L83 161V163H82V165H81V167H80V170L78 171V173H77V175L75 176V178L69 183V185H68V188H67V193H66V195L63 197V199H62V201L60 202V205L62 204V207H66V204H69V203H73V202H75L76 200H78V198H79V196H80V194H79V192H81L82 191V189H80V187L82 186V184H83V181H86V184H87V186L88 185H90V180L92 179V176L94 175V173L96 172V169H97V164L95 163V161L96 160H98V159H96L95 160V158H97L98 156H100V153H99V155L97 156ZM155 152V151H154ZM178 152H179V149H178ZM189 152V151H188ZM196 152H197V150H196ZM201 152H202V150H201ZM74 153L75 152H72L71 153V156H74ZM163 153V152H162ZM162 153H160L161 155H162ZM165 153V152H164ZM165 153V154H166ZM192 153V152H191ZM211 153V152H210ZM153 154V153H152ZM169 154V153H168ZM169 154V155H170ZM180 154V153H179ZM190 154V153H189ZM194 154H195V152H194ZM194 154H190L191 156H193ZM202 154V153H201ZM206 154V153H205ZM219 154V153H218ZM168 155V156H169ZM190 155H187V157H184L185 158V160H186V158H188V156H189V158L185 161V163H184V161L183 162H181V163H183V164H179V166H177V168H176V171L177 172H175V173H173L174 174V177H176V182H175V180H173L172 179V181H174L175 182V184L177 183V185H178V187H179V189L181 190V188H183L184 189V187L186 186H188V181L189 180H191V178L193 177V175H190L191 176V178H190V176H189V174H191V164H192V162H191V160H190ZM158 156V155H157ZM170 156V158H172ZM180 157L182 156L181 154L179 155ZM184 156V155H183ZM195 156V155H194ZM207 156V155H206ZM214 156V155H213ZM153 157V156H152ZM161 157V156H160ZM164 157H166L165 155H164ZM174 157H175V155H174ZM197 157H199L198 156V154H197ZM100 158V157H99ZM169 157H167V158H164V159H166L165 161H167V159H168ZM184 158H182V159H184ZM194 158V157H193ZM196 158V157H195ZM203 158V157H202ZM207 158H208V156H207ZM212 158V157H211ZM172 159H174V158H172ZM175 159H176V157H175ZM178 159H180V158H178ZM123 160H125V159H123ZM122 160V161H123ZM158 160V159H157ZM170 161H171V159H169ZM206 160H208V159H206ZM222 160V159H221ZM128 161V160H127ZM160 160H158V162H159ZM178 161V160H177ZM181 161V160H180ZM196 161V160H195ZM163 162V161H162ZM173 162H174V160H173ZM209 163H210V161H208ZM124 163H125V161H124ZM157 163V162H156ZM165 163V162H164ZM171 163V162H170ZM198 163V162H197ZM202 163V162H201ZM220 163V162H219ZM154 164V163H153ZM160 163H158V165H159ZM175 164V163H174ZM127 165V164H126ZM157 165V166H158ZM166 165V164H165ZM171 165V164H170ZM195 165H196V163H195ZM204 165V164H203ZM163 166H164V164H163ZM162 166V167H163ZM167 166H168V164L166 165V166H164L165 168H167ZM172 166H173V164H172ZM172 166H171V168H172ZM122 168L117 172V174H116V176H115V179L110 183V185H109V187H108V190L104 193V195H103V199H102V203H101V206L103 207L104 206V204H106L107 203V200H109L111 197H112V195L114 194V192L116 191V189H117V185L119 186V183H121V178L123 177L122 175H123V165L121 166ZM129 167V166H128ZM197 167V166H196ZM124 168H125V165H124ZM133 168V167H132ZM158 168V167H157ZM203 168H205L204 166H203ZM202 168V169H203ZM153 169H155V168H153ZM163 168H160V170H162ZM170 169V168H169ZM175 169V168H174ZM205 170V169H204ZM163 171H166V170H162V172ZM170 170H168V172H169ZM195 171V170H194ZM193 171V172H194ZM171 172V171H170ZM121 173H122V175H121ZM158 173H160V172H158ZM165 173V172H164ZM208 173V172H207ZM125 174V173H124ZM167 174V173H166ZM193 174V173H192ZM159 175V174H158ZM163 176H165L164 174H163ZM167 176V175H166ZM165 176V177H166ZM187 176H189V179H188V177ZM213 176V175H212ZM155 177V176H154ZM186 177H187V179H188V181H187V184H186ZM205 177V176H204ZM167 178V177H166ZM169 178H171V177H169ZM168 178V179H169ZM157 179V178H156ZM165 179V178H164ZM202 179V178H201ZM192 180H193V178H192ZM196 180V179H195ZM157 181V180H156ZM166 182H168V181H166ZM169 182H170V180H169ZM85 183V182H84ZM194 183V182H193ZM174 184V183H173ZM199 184V183H198ZM152 185V184H151ZM151 185H150V187H151ZM156 185H157V183H156ZM168 186V185H167ZM173 187V186H172ZM177 187V186H176ZM152 188V187H151ZM189 188V187H188ZM171 189V188H170ZM186 189V188H185ZM172 190V189H171ZM174 190V189H173ZM182 191V190H181ZM186 192V191H185ZM171 193V192H170ZM181 193H183V191L181 192ZM186 194V193H185ZM179 195V194H178ZM178 200V199H177ZM177 200H176V202H177ZM91 199L89 200V202H88V204L85 206V209H88V207H89V205L91 204ZM111 202H112V200H111ZM178 202H180V201H178ZM179 204V203H178ZM180 204H182V203H180ZM175 205V207H176V204H174ZM179 207V206H178ZM177 207V208H178ZM192 208V207H191ZM188 212H189V210H188ZM74 221L75 222H77L78 221V219L75 217L74 218ZM53 228H54V225H52L48 220H43L42 222H40L39 224H38V226H37V229H36V232H35V234L32 236V238L29 240V241H25L24 243H23V246L21 247V248H19L15 253H14V255H13V257H12V261H11V263L12 264H39V262L41 261V259L45 256V249L47 248V246L51 243V241H50V239H51V237H52V233H53ZM71 229L72 230H75L76 229V225H75V223H73L72 224V226H71ZM71 229H70V231H68V234L66 235V237H65V239L63 240V242H61V244L59 245V247H58V249H57V252H56V254H55V258H54V260L51 262V264H68V260H67V256L68 255H70L71 253H73V248H74V242L72 243V240H69L68 241V239H69V237H70V234H71ZM50 241V242H49ZM49 243V244H48ZM72 244V245H71ZM87 255V254H86ZM84 256V255H83ZM73 257V255L71 254V257L70 258H72ZM85 258H86V256L85 257H81V259L79 260V264H84L86 261H85ZM69 260H71V259H69Z\"/></svg>",
    "mask_w": 264,
    "mask_h": 264
}]
</instances>
